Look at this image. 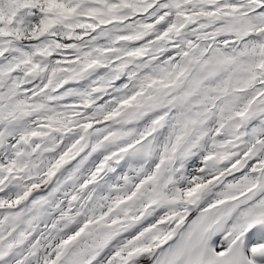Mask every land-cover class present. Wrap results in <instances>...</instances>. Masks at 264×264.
<instances>
[{
  "label": "snow or ice",
  "instance_id": "obj_1",
  "mask_svg": "<svg viewBox=\"0 0 264 264\" xmlns=\"http://www.w3.org/2000/svg\"><path fill=\"white\" fill-rule=\"evenodd\" d=\"M0 264H264V0H0Z\"/></svg>",
  "mask_w": 264,
  "mask_h": 264
}]
</instances>
